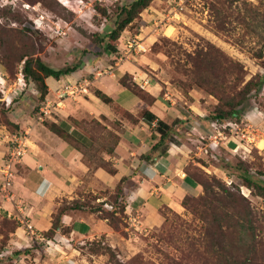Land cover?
I'll list each match as a JSON object with an SVG mask.
<instances>
[{"label": "rangeland", "instance_id": "374dc122", "mask_svg": "<svg viewBox=\"0 0 264 264\" xmlns=\"http://www.w3.org/2000/svg\"><path fill=\"white\" fill-rule=\"evenodd\" d=\"M132 1L62 0L60 4L57 0H0V77L4 80L0 81V156L6 145L5 132H17L12 123L26 136L27 155L29 134L25 127L33 123L44 101L39 98L38 85L24 77L23 60L27 58L24 55L32 54L34 59L56 70L80 65L76 71L80 76L72 80L64 78L58 81L60 86L79 79L93 83L94 76L97 81L105 77L97 75L105 68L102 64L112 63L117 51L118 58L123 57L126 41L137 36L144 51L119 63L118 69L123 67L126 71L119 80L134 91L140 90L145 104L152 97L163 104L162 108L169 113L166 122L173 131L166 142L182 150L178 153L184 157L180 165L185 172L203 181L219 180L233 192L238 191L255 213H264V198L256 195L255 189L247 188L240 178V173L246 171L252 180L264 184V83L259 89L246 90L250 80L264 77L262 62L255 58L264 44V26L251 33L237 24L246 9L257 7L258 13H264V0H151L116 41L110 40L107 28L115 27L121 8ZM107 45L115 47L116 52L104 53ZM95 49L101 53L98 57L101 61L97 63ZM215 62L223 66L215 68ZM227 67H232V72L236 69L237 74L226 75ZM90 68L97 71L91 73ZM19 78L22 80L18 81ZM140 85H145L146 90ZM90 89L96 91L94 86ZM56 92H47L46 98L54 105L51 118H44L47 124L57 115L65 119L62 111L67 104L84 102L79 97V102L64 101L65 106L60 107L54 104L58 101ZM243 96L236 106L237 117L216 122L222 136L212 144L209 138L214 132L211 124L216 108L220 106L226 111L223 105L227 99L238 101ZM77 114V120L88 116L83 110ZM86 124L81 123V127L114 142L112 132L100 123L86 121ZM234 124L249 130L247 139L233 130ZM98 145L85 156L90 170L86 175L92 178L93 173L100 171L95 168L104 166ZM84 184L80 188L86 192L78 191L75 199L84 203L82 214L89 211V206L101 208L97 203L105 199L94 201V195ZM94 189L97 196L104 195L106 199L110 196L98 184ZM20 200L11 199V204L14 207L19 204L24 212ZM191 209L178 208L177 212L165 209L162 225L146 229L131 226L128 216L119 213L120 229L111 231L109 238L99 229L94 230L96 235L91 238H80L66 228L51 238L33 234L31 228L29 233L23 229L22 236L13 229L15 211L9 217L8 212L0 209L2 264H174L178 260L186 263L192 238L200 235L198 216ZM16 252L21 254L13 255Z\"/></svg>", "mask_w": 264, "mask_h": 264}, {"label": "crops", "instance_id": "0c3cea01", "mask_svg": "<svg viewBox=\"0 0 264 264\" xmlns=\"http://www.w3.org/2000/svg\"><path fill=\"white\" fill-rule=\"evenodd\" d=\"M109 64L112 63L104 62L102 66L107 68ZM122 69L123 67L116 68L114 75H107L99 81L94 76L93 79L96 82H93L92 86L109 96L115 105L128 111L136 118V122L120 118L118 113H115L111 106L102 103L91 89L90 94L80 96L79 100H84L82 103L63 105L64 101L79 102V97L65 99L60 103L58 100L56 103L60 107L61 105L66 107L62 111L66 117L65 119L61 115H57V118L52 117L53 122L58 123L87 149L91 145L97 146L98 141L93 142L85 132L70 123L69 119L66 120L69 116L75 119L81 110L88 114L87 118L83 119L93 118L99 121L106 130L112 132L117 138L119 137L110 154L105 152L100 154L103 161L110 162L116 169L115 175H109L97 167L95 171L99 169L100 171L93 173V178L90 175L87 176L90 170L89 166L83 162L82 154L51 133L44 126V121L36 122V118H33V123L29 128L25 127L29 134V148L27 155L17 167V176L11 188V199H21L18 202L24 206V212L21 211L23 220L33 230V234L38 235L49 230L52 215L61 202L75 200L78 198V191L86 192L80 188L84 182L86 184L83 186L96 195L95 184L113 190L122 177L131 176L127 185L130 190L126 198L125 213L131 226L145 229L162 225L161 211L164 208L177 212L178 208H182L179 204L180 200L188 194L201 192L200 186L185 174L180 165L184 157L179 155L178 152L182 150L178 146L169 144L166 152L156 157L153 163H147L141 159V156L148 153L159 140L160 136L155 127L157 126L156 121L166 122L169 113L164 111L163 104L155 97H153L154 102L145 104L134 94L128 93V89L122 87L119 80L126 72ZM88 71L94 73L97 69L90 68ZM76 76L79 77L80 73L76 72L59 80L48 77L45 79V84L49 92H54L60 86L58 81L64 78L66 80L77 79ZM141 88L146 90L147 87L144 85ZM55 95L57 96V92ZM46 100L49 98L47 97ZM144 110L152 113L157 120L146 123L143 118L139 117L140 112ZM46 118H51V116ZM103 199L100 198L97 201ZM17 208L21 209L19 204L12 206L11 200H7L0 191V209L8 213L15 211L13 213L18 215ZM62 222L64 226L71 228L73 236H80V238L95 236L94 230L97 229L105 231L102 234L107 233L106 236L109 238V233L113 231L106 225L105 220L99 219L94 213L82 214L80 211H71L62 217ZM23 229H25L24 226H19L16 233L23 236L24 231L26 232V229L24 231Z\"/></svg>", "mask_w": 264, "mask_h": 264}, {"label": "trees", "instance_id": "16d2710c", "mask_svg": "<svg viewBox=\"0 0 264 264\" xmlns=\"http://www.w3.org/2000/svg\"><path fill=\"white\" fill-rule=\"evenodd\" d=\"M57 1L62 4V0ZM150 1L151 0H133L129 5H124L120 10L119 16V18H122V20L117 18L115 20V27L113 29L109 27L107 28L106 33L108 38H110V40L112 41H116L119 38L121 32L132 22L134 17L140 11L144 10L148 6ZM257 9V7H255L254 9H246V12L238 18L237 24L244 28L247 32L255 33L261 26H264V13H258ZM230 24H232V22H230ZM96 50L97 49L94 50V62L99 61L98 57L101 56V53H99L100 49L98 51ZM263 50L264 44L257 55H255V58L262 62V67L264 68ZM103 52H110V54H114L116 52V48L107 45L103 48ZM30 56L31 57L24 55V57L27 58L23 60L24 62L22 72L26 79L31 78L32 81H34L38 85V89L40 92L39 98L42 101L46 100L48 92V87L45 84L46 78L51 77L54 80H59L62 77L75 73L80 67V65H74L72 67H66L56 70L47 66L40 59H34L32 57V54H30ZM220 63L221 62H215L213 66L215 68L220 65L223 66V64ZM233 67L235 68L234 65ZM232 70V67L231 69H228L227 67L226 75H231L233 73L235 75L237 74L236 69L233 72ZM234 80L236 83L238 78H235ZM120 83L122 87H126L128 89V93L134 94L144 102V100L139 95V92H141L140 90L138 92L134 91L121 81ZM263 83L264 77H260L257 80H250L248 83H246V90L248 91L251 89H259L263 85ZM94 95L98 99H100L102 103L111 106L114 112L118 113V116H120V118L129 120L133 123L136 122V118L134 116H132L128 111L115 105L113 100L109 96L105 95L99 90H96L94 92ZM243 99L244 96L241 97L238 101H236L234 98L227 99L223 105L226 108V111L220 106L217 107L216 114L212 117V119L215 121L212 123L237 117L238 113L236 111V106ZM223 100L224 99H222V101ZM152 101H155L153 97L149 104ZM139 117L143 118V120L148 124L153 122L154 120H157L156 117L147 110L142 111ZM69 121L75 127L85 132L93 142L98 141L97 144H99L98 147L100 151L105 152L106 154L111 153L113 146L116 144L117 140H119V137L117 138V136L112 133L114 142L111 143L107 138H103L102 134H96V132L92 130L84 129L81 127V123L85 126H88V124H86V121H96L100 123L93 118H90L89 120H77L70 117ZM156 122V131L160 136L159 140L150 148L148 153L141 156V159L147 163H153L156 157H159L166 152L168 148L166 139L173 132L171 131L167 122L163 120H157ZM176 122L181 123V121L178 120ZM78 123H80V125ZM43 124L51 133H53L58 138L62 139L66 144L70 145L75 150L80 152L82 154L83 162L87 165L89 164L86 161L85 156L86 153H88L95 147V145H91L87 149L85 145L75 139L70 133L64 130L63 127H61L56 122L51 121L50 124H47V122L45 123L44 121ZM12 127L15 129V131L17 130V132H14V130H8L10 133L14 134L21 132L17 124L12 123ZM99 158L102 160L101 157ZM102 162L104 166L99 167L101 170L109 175L116 174V169L112 167V164L110 162ZM19 165L20 164L16 165V168ZM185 174L200 186L201 192L193 195H186L182 200L179 201V204L182 208H193L191 209V211L194 215L198 216L197 218L200 222V235L197 238H192L194 239V241L191 244L189 252L187 253V262L182 263L181 260H178V262L174 264H264V213H255L252 210L249 202L244 197L239 196L238 191L233 192L230 188H228L226 185H224L219 180H216L215 178H210V182H208L205 180L203 181L199 176H195L194 174L189 175L187 172H185ZM240 178L244 182V184H246L247 188L255 189L256 195L264 198V184L262 182L252 180V178L246 171H242L240 173ZM130 180L131 176H124L119 180L118 184L113 190H110L108 188L105 189L106 193H109L108 195H110L107 197V199L104 195H94V201H97L100 198L105 199L97 203L99 206H101V208L97 206H89V211L87 213L96 214L99 219L106 221L111 230L118 232L121 224L119 223V219L117 216L119 215V213H122V216L127 217L125 208L127 206L126 198L130 190V187H128L127 185L129 184ZM76 201L77 200H63L61 202V204L56 209L55 214L52 215L51 227L49 228V230L42 232L43 236L51 238L57 231L60 232L61 228H66L68 229V232H71L70 227L64 226L62 217L71 211L81 212V210L85 208L84 203ZM70 203L71 206L68 205ZM64 204H66V208H64ZM105 205L110 206V209H102V207ZM165 209L170 210L168 208H164L163 210ZM102 212L105 213V216L102 215ZM99 215L102 216L100 217ZM12 222L13 229L16 230L20 226V223L17 221V219H12ZM17 254L21 253L16 252L13 255ZM2 261L3 257H0V264H2Z\"/></svg>", "mask_w": 264, "mask_h": 264}, {"label": "built area", "instance_id": "2783aa9c", "mask_svg": "<svg viewBox=\"0 0 264 264\" xmlns=\"http://www.w3.org/2000/svg\"><path fill=\"white\" fill-rule=\"evenodd\" d=\"M126 53L123 57L118 58V51L116 56L113 57L112 64H109L107 68L102 69V71H98V76H106V75H113L114 70L118 68L119 63L123 62V59L130 60L132 55H136L140 52L144 51V47L142 43H139V39L137 36H134L133 38H129L126 41L125 44ZM23 79V77H21ZM19 78L18 81H21L22 79ZM0 81H4L0 77ZM92 86V82H90L87 79L84 80H74V81H68L65 84H62L59 86L57 90V99L59 100V103L65 99H75L80 96H86L90 93V88ZM11 103V100L8 101V104ZM56 105H59L56 103ZM54 105L49 102V100H45L42 102L41 106L39 107V112L36 116L37 122H43L44 118L48 117L51 114V109H53ZM231 124H229L230 126ZM217 123H212L211 127L214 128V132L211 134V137L209 138L212 140V144H216V140L220 139L222 136V133L217 128ZM233 130H238L240 132V135L244 138L248 137L249 130L240 128L237 124H234L232 126ZM231 128V131H233ZM216 131V132H215ZM253 138V136H252ZM5 144L4 147V153L2 158V163L0 165V191L3 193L5 198L7 200H11V191L10 188H12L13 183L16 179V165L20 164L23 160L24 156L26 155V148H27V139L24 133H15L10 134L5 132L4 135ZM18 215H13V218H16L17 221L24 226L26 231L29 233L30 227L26 224V222L23 220L21 209L17 208ZM12 213H8V216L11 217ZM34 236V235H32ZM1 257V254H0Z\"/></svg>", "mask_w": 264, "mask_h": 264}]
</instances>
